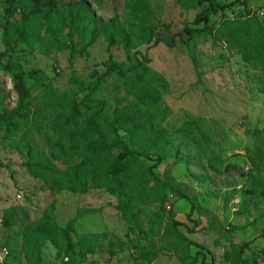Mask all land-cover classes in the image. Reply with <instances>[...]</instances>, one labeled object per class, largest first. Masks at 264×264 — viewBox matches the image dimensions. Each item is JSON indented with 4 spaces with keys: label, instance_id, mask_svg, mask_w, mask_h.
Listing matches in <instances>:
<instances>
[{
    "label": "trees",
    "instance_id": "obj_1",
    "mask_svg": "<svg viewBox=\"0 0 264 264\" xmlns=\"http://www.w3.org/2000/svg\"><path fill=\"white\" fill-rule=\"evenodd\" d=\"M192 3L199 9L192 23L203 27H185L183 34L176 36L181 41L186 36L188 42L195 34L205 32L212 40L225 43L230 51L258 71L260 92H264V25L246 1L235 0L228 5L218 0H192ZM235 3L244 6V17L224 19L215 29L208 27L210 17ZM124 9L126 28L117 17L107 22L97 19L85 0L0 2L1 42L6 48H13L21 41L30 46L34 39H39L42 26L47 25L52 35H67L70 61L88 55L87 48L99 36L107 43L108 49L121 47L126 59L124 63H118L110 55L106 70L101 74L91 72L88 83L71 74L68 82L75 88L58 90L42 70L24 71L12 54L0 51V59H6L2 70L9 76L17 98L10 110L0 106V139L3 143H13L19 150H26L23 166L29 176L41 181L51 194L64 191L88 194L103 190L115 197V209L132 233L144 231L141 218L147 215L148 209L140 205L150 201L158 203L159 208L152 211L145 230L151 239L147 244L134 246L136 256L132 257L136 261L152 264L161 251L173 250L181 264H196L199 258V264H215L213 253L210 262L201 251L191 255L190 247L195 244L182 232L196 231L198 223L192 214L195 210H202L195 203V197L186 193L185 184L173 180L169 169L160 177L154 169L162 163V157L151 156L152 150L165 146L169 140L164 123L172 112L162 104V96L169 93L170 88L168 81L150 66L148 55L135 47L153 40L154 45L163 42L171 47L173 40L168 42L157 38L154 11L149 0H124ZM107 79H113L124 96L130 97L128 104L116 105L110 114L106 101L99 97L106 89ZM28 81L33 82L36 94L33 95L27 87ZM124 96L117 103L123 101ZM4 99L0 95V104ZM191 128H196L202 135L194 121L182 124L177 133L191 141ZM201 139L204 142L202 136ZM150 160H154V164L149 165ZM57 161L66 166L59 168L55 164ZM211 167L215 172L220 171L215 165ZM168 194L190 203L187 219L191 226L174 217L167 218L164 225L163 208L169 201ZM247 203L243 201L239 214L247 211ZM17 210L24 218L3 243L9 251L5 264H43L46 244L56 249L55 261L66 259L62 264L84 262L88 255L101 249L97 234L87 233L76 241L73 239L78 220L93 213V208H78L64 226L57 222L55 203L45 208L41 218L31 222H26L23 208ZM212 217L210 228L221 227L219 219ZM16 220L15 210L7 209L2 216V227L11 229ZM161 225L164 227L160 230ZM154 235L160 244L152 238ZM249 244L231 241L229 249L222 254L223 260L229 264H257V258L247 254ZM120 246L124 244L120 243ZM108 250L114 253L113 244H109ZM260 254L264 257V247ZM73 259L76 260L73 262Z\"/></svg>",
    "mask_w": 264,
    "mask_h": 264
},
{
    "label": "rangeland",
    "instance_id": "obj_2",
    "mask_svg": "<svg viewBox=\"0 0 264 264\" xmlns=\"http://www.w3.org/2000/svg\"><path fill=\"white\" fill-rule=\"evenodd\" d=\"M85 1L97 19L107 22L117 17L126 28L124 0ZM218 1L228 5L235 0ZM245 1L264 25V0ZM149 3L154 11L157 38L168 42L173 40L171 47L163 42L154 45V40L135 47L148 55L150 66L168 81L170 88V92L162 96V104L172 112L164 123L169 140L165 146L152 150L151 156L162 157V163L154 171L163 177L169 169L173 180L185 184L186 193L195 197V203L202 210H195L192 215L198 223L196 231L189 233L182 230L195 244L190 247V253L203 252L207 262H210L213 253L215 264H229L223 260L222 254L229 249L231 241L250 242L247 254L255 256L257 264H264V257L260 254V249L264 247V92H260L258 71L230 51L225 43L212 40L205 32L195 34L188 42L186 36L184 41L176 36L183 34L185 27H203L192 23L199 10L193 7L192 0H149ZM244 11L243 5L235 3L210 17L208 27L215 29L224 19L244 17ZM87 50L88 55L77 56L70 61L67 35L54 36L47 25L42 26L39 39H34L30 46L21 41L13 48H6L1 42L0 28V51L12 54L24 71L32 68L42 70L58 90L75 88L68 82L71 74L88 83L91 72L101 74L106 70L110 55L115 62L126 61L123 49H108L101 36ZM5 62V58L0 59V95L5 98L0 106L10 110L17 98L9 76L2 70ZM105 84L106 89L99 97L106 101L108 114L116 105L129 103L130 97L124 96L113 79H107ZM27 87L33 95L37 93L32 81L27 82ZM123 96L124 100L117 103ZM190 121L197 122L202 134L191 128V141L177 133L182 124ZM25 159L26 150H19L13 143H3L0 139V220L7 209L17 213V220L11 229L0 227L3 243L18 229L24 218L17 208H23L26 222H31L41 218L45 208L55 203V216L61 226L75 215L78 208H93V213L78 220L73 239L76 241L87 233L97 234L101 249L88 255L84 262L75 261L74 264H146L132 256H136L134 246L147 244L151 239L145 230L152 211L159 208L158 203L150 201L140 205L148 209L147 215L141 218L144 231L132 233L115 209V197L103 190L88 194L64 191L53 195L41 181L29 176L23 166ZM55 164L61 169L66 166L61 161ZM148 164H154V160L148 161ZM213 165L220 171L215 172L211 167ZM168 200L163 208L164 225L167 218H175L173 207L176 201L179 202L172 195ZM243 201L248 202L247 211L239 214ZM213 215L219 219L221 227L210 228ZM185 221L191 226L188 219ZM164 225L160 226V230ZM152 238L161 243L156 235ZM120 243L124 246L121 247ZM109 244H113V254L108 250ZM55 252L52 245L46 244L43 264L66 262L65 258L55 261ZM199 262L200 258L196 264ZM152 264L181 263L175 251L164 250Z\"/></svg>",
    "mask_w": 264,
    "mask_h": 264
},
{
    "label": "crops",
    "instance_id": "obj_3",
    "mask_svg": "<svg viewBox=\"0 0 264 264\" xmlns=\"http://www.w3.org/2000/svg\"><path fill=\"white\" fill-rule=\"evenodd\" d=\"M190 208H191L190 203L186 199H179V202L176 201L174 204V207H173V213L175 215V220H177L181 223H187L185 221V219L187 220V215L190 212V210H189ZM200 229H202V228H200Z\"/></svg>",
    "mask_w": 264,
    "mask_h": 264
},
{
    "label": "built area",
    "instance_id": "obj_4",
    "mask_svg": "<svg viewBox=\"0 0 264 264\" xmlns=\"http://www.w3.org/2000/svg\"><path fill=\"white\" fill-rule=\"evenodd\" d=\"M170 208V205L167 206V209ZM2 226V217L0 220V227ZM8 249L7 247L3 244V242L0 239V264H5V259L8 256Z\"/></svg>",
    "mask_w": 264,
    "mask_h": 264
}]
</instances>
